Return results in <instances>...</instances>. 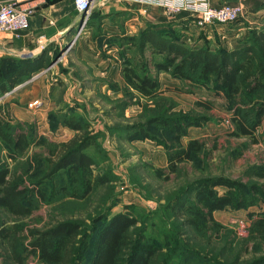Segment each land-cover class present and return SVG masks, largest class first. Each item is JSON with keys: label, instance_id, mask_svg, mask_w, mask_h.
I'll use <instances>...</instances> for the list:
<instances>
[{"label": "rangeland", "instance_id": "rangeland-1", "mask_svg": "<svg viewBox=\"0 0 264 264\" xmlns=\"http://www.w3.org/2000/svg\"><path fill=\"white\" fill-rule=\"evenodd\" d=\"M0 2L20 4L19 0ZM115 9L117 15L94 10L79 38L51 53L49 65L65 54L55 71L39 72L0 97V103H11L13 125H20L34 143L15 159L8 158L10 151L0 145V166L18 177L24 187L31 189L43 180L49 150L58 152L63 144L84 146V139L94 140L93 146L84 150L93 161L90 187L77 186L71 177L59 173L58 182L55 178L43 184L45 195L28 218L16 221L0 211V231L11 234L0 238V264H17L12 243L18 239V249H22L28 231L74 222L94 232L120 214L135 219V232L160 248L153 264H251L264 259V178L253 176L254 170H264V122L254 139L236 138L232 136L229 102L213 87L156 74L149 65L159 91L145 99L123 79L125 67L143 69L149 62L147 52L141 57L135 45L126 41L147 29L165 38L175 36L187 47L215 52L242 46L250 32L264 26V20L250 21L243 14L230 25L200 28L190 13L166 20L154 13L157 21L149 23V9L117 4ZM26 11L30 17L34 8ZM237 32L239 37L232 40ZM101 64L107 76L98 74ZM38 94L40 105L29 108ZM64 118L84 128L71 131L63 126ZM153 119L158 120L150 124ZM178 127L186 132L181 147L194 143L196 149L189 161L171 172L168 161L177 148ZM216 178L235 183L237 198L253 200L254 205L214 212L218 231H212L208 223L199 233L182 228L169 207L179 198L186 205L198 206V196L187 191L198 182ZM99 179L104 185L96 186ZM62 187L66 193L60 191ZM255 190L257 194L250 192ZM215 191L226 193L225 188ZM22 256V264H41L36 257Z\"/></svg>", "mask_w": 264, "mask_h": 264}, {"label": "trees", "instance_id": "trees-1", "mask_svg": "<svg viewBox=\"0 0 264 264\" xmlns=\"http://www.w3.org/2000/svg\"><path fill=\"white\" fill-rule=\"evenodd\" d=\"M126 41L129 45H135L141 57H145L147 52L149 58V62L142 65L143 69L125 67L123 79L129 89L145 99H152L159 91L156 78L150 75L149 65L156 74L167 73L182 82L205 88L213 87L229 102L232 136L255 138L264 122V27L250 32L242 46L215 52L205 47H187L177 37L165 38L151 29ZM43 61L44 59L22 62L2 58L0 97L11 93L49 65L48 60L41 65ZM203 106L210 109L208 105ZM9 107V102L0 103V145L10 151L7 153L8 158L15 159V156L34 143L20 125H13ZM157 120H151L150 124H155ZM63 126L74 132L84 128L71 118H64ZM176 131L177 148L168 161L171 172L179 164L189 161L196 149L194 143L182 148L179 142L186 136V132L180 127ZM84 140V146L70 142L58 147V152L49 150L51 157L46 159L47 172L43 180L33 184L31 189L24 187L22 181L10 174L6 167L0 166V211L16 221L28 218L39 198L45 195L43 184L57 179L59 173L67 178L71 177L73 184L77 186L86 184L90 187L93 161L84 154V150L93 146L94 140L92 137ZM53 158L56 160L53 161ZM253 174L264 178V170H254ZM60 182L61 180L58 186ZM96 183V186L104 185L102 179ZM216 188H225L226 193L220 195L215 191ZM236 188L235 183L223 178L198 182L187 191L198 196V206L189 203L187 206L186 201L179 198L169 209L177 221H180L182 228L199 233L208 223L212 225V231H218L219 227L212 219L214 212L225 207L243 210L254 205L253 200L248 201L245 197L243 200L238 199L240 195L236 194ZM60 191L66 193L67 189L62 187ZM250 192L257 194L256 190ZM136 224L135 219L120 214L104 222L94 232L74 222L58 223L44 231H28L24 238L27 243L22 245V249H18L20 241L14 239L13 260L22 264L23 254L36 257L41 264H153L159 258L160 248L148 241L143 233L135 232ZM7 235L11 234L0 231L1 239L8 238ZM89 254L91 256L87 258ZM251 264H264V259Z\"/></svg>", "mask_w": 264, "mask_h": 264}, {"label": "crops", "instance_id": "crops-1", "mask_svg": "<svg viewBox=\"0 0 264 264\" xmlns=\"http://www.w3.org/2000/svg\"><path fill=\"white\" fill-rule=\"evenodd\" d=\"M213 7H219L223 5L242 7L244 17L250 21L259 19L264 20V0H208ZM113 0H97L95 10L105 12V15H117L119 12L116 8L117 5H132L144 9H149L147 22H156L157 18H154L156 14L160 15V19H171L180 15L186 14V12L176 15H166V13L159 8L144 7L135 4H123V3H111ZM19 8L22 10H29L34 8L32 15L28 19V29L21 33L19 38H13L9 35H0V60L2 58H8L16 61H38L39 59L48 60L49 56H52L54 50L58 51L65 43H69L74 39V30L72 28L73 23L76 21L78 13L73 6V0H19ZM156 13V14H154ZM192 15V14H190ZM193 16V15H192ZM110 18L103 20L108 21ZM146 20V17H145ZM264 25V21H262ZM264 27V26H263ZM104 28V23H103ZM262 28V27H261ZM260 29V28H258ZM239 34L234 33L231 38L234 40L238 38ZM46 46L47 50L42 52V48ZM240 47V46H239ZM195 48V47H194ZM238 48V47H237ZM234 49V48H231ZM44 61L41 63L44 64ZM49 65L39 71V75L48 68ZM56 68L54 69V71ZM99 72L102 76H107L105 73L104 64L99 65ZM57 74V73H56ZM111 74V72H110ZM36 75V74H34ZM33 75V76H34ZM38 76V75H37ZM16 89V88H15ZM35 90H33L34 93ZM40 94V93H39ZM34 96L33 100L36 101L40 98V95ZM11 105V103H10ZM42 115V114H41Z\"/></svg>", "mask_w": 264, "mask_h": 264}, {"label": "built area", "instance_id": "built-area-1", "mask_svg": "<svg viewBox=\"0 0 264 264\" xmlns=\"http://www.w3.org/2000/svg\"><path fill=\"white\" fill-rule=\"evenodd\" d=\"M97 0H73L75 11L80 14L83 23L76 29L74 39L77 40L87 24ZM118 3L135 4L144 7L162 9L166 15L172 16L179 13H190L196 18V26L205 28L214 25H230L243 17L241 6L223 5L213 7L208 0H114ZM29 13L12 3L0 2V35H9L19 38L21 33L28 29ZM66 52V51H65ZM65 54L60 55L54 63L50 64L42 74L52 72L57 65L63 62ZM4 96H7L4 95ZM40 105L38 101L29 105L35 109Z\"/></svg>", "mask_w": 264, "mask_h": 264}, {"label": "water", "instance_id": "water-1", "mask_svg": "<svg viewBox=\"0 0 264 264\" xmlns=\"http://www.w3.org/2000/svg\"><path fill=\"white\" fill-rule=\"evenodd\" d=\"M83 23V19L81 18L80 14H78L76 21L73 23L72 28L76 27V29ZM42 52L47 50V47L44 46L42 49Z\"/></svg>", "mask_w": 264, "mask_h": 264}]
</instances>
